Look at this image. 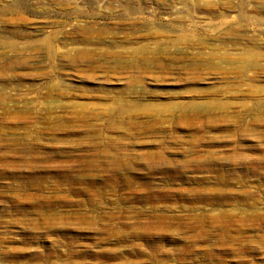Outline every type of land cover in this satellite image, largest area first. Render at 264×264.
I'll list each match as a JSON object with an SVG mask.
<instances>
[{"label": "rangeland", "instance_id": "374dc122", "mask_svg": "<svg viewBox=\"0 0 264 264\" xmlns=\"http://www.w3.org/2000/svg\"><path fill=\"white\" fill-rule=\"evenodd\" d=\"M3 56L0 264H264V0H0Z\"/></svg>", "mask_w": 264, "mask_h": 264}, {"label": "bare ground", "instance_id": "6f19581e", "mask_svg": "<svg viewBox=\"0 0 264 264\" xmlns=\"http://www.w3.org/2000/svg\"><path fill=\"white\" fill-rule=\"evenodd\" d=\"M12 1V3L14 4H17V5H23V3H24V1H26V0H11ZM9 47H11V46H9ZM80 51V50H79ZM0 59H5L4 58V56L2 57V58H0ZM11 59V56L9 57L8 56V58H7V60H10Z\"/></svg>", "mask_w": 264, "mask_h": 264}]
</instances>
